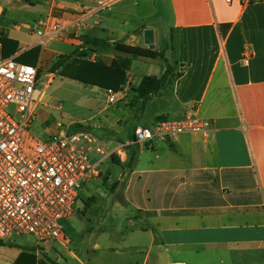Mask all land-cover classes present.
Here are the masks:
<instances>
[{
    "label": "crops",
    "instance_id": "crops-1",
    "mask_svg": "<svg viewBox=\"0 0 264 264\" xmlns=\"http://www.w3.org/2000/svg\"><path fill=\"white\" fill-rule=\"evenodd\" d=\"M98 1L108 0H0V38L17 44L10 57L36 46L40 56L41 39L52 40L49 28L58 23L64 30L59 41L74 48L82 46L80 38L86 36L148 49L144 26L130 32L116 25L115 10L108 8L123 0L103 9ZM164 2L174 41L170 60L165 52L152 50L181 76L154 96L128 97L141 123L125 127L122 138L127 140L135 126L178 120L187 113L208 121L210 128L205 136L155 140L168 143L162 153L152 142L137 146L121 196L123 207L135 213L140 224L126 234L128 252L122 264H264V0ZM140 3L133 0L132 5ZM37 31L43 35L36 36ZM124 37L128 41L123 42ZM101 53L110 56L109 62L125 56ZM39 56L35 65L40 67ZM164 69L146 76L159 77ZM126 75L128 79V71ZM116 123L120 127L122 121ZM143 148L154 150L146 164L140 162ZM65 238L62 230L57 243L67 249ZM31 249L41 260L47 259L38 250L53 252L47 261L60 264L58 251L49 243ZM113 250L93 246L97 252ZM69 256L76 264H93L91 258L80 259L71 251Z\"/></svg>",
    "mask_w": 264,
    "mask_h": 264
},
{
    "label": "rangeland",
    "instance_id": "rangeland-1",
    "mask_svg": "<svg viewBox=\"0 0 264 264\" xmlns=\"http://www.w3.org/2000/svg\"><path fill=\"white\" fill-rule=\"evenodd\" d=\"M138 1L141 3L137 7H133V0H123L108 9L115 10L113 12L117 16L115 23L117 26L119 25L120 29L132 32L142 25L146 30H151L152 34L154 31L155 49L158 52H165V57L169 59L168 54L172 51L174 41L171 39L169 30L167 5L164 0ZM99 15L103 16L104 14L100 13ZM34 28L39 27L35 26ZM99 36L105 37L101 34ZM121 39L123 42L128 41V37ZM41 43L44 44V47L39 56L41 68L33 95L36 114L31 125V133L43 141L47 137L44 133L46 126L54 127L59 122L63 128L81 125L92 131L99 139H102L103 136L128 141L129 139L122 138V130L140 122V115L136 114L134 109L129 106L128 97L134 96L133 89L137 87L144 76L157 75L166 67L167 62L163 58L139 57L133 59L128 70V75L132 78L128 76L127 83L125 82L123 85L124 89L122 88L115 95V103L109 104L105 88L102 86L80 83L61 76L59 72L52 75L50 67L56 59L60 55H71L77 49L76 47L56 39L49 40L47 37H43ZM140 45L142 46L143 42ZM85 58L91 62L101 61L104 64H109L110 60V56L106 57L100 52H86ZM169 60L168 62H170ZM39 97L40 101L37 102ZM8 111L15 116L13 106L9 107ZM117 120L122 121L120 127L116 123ZM104 129L118 132H114L111 136L108 133H103ZM152 143L159 148L160 153L166 152L168 148L166 141L154 140ZM133 146H129L130 150ZM153 151L151 148H143L139 155L140 162L148 163ZM100 158L94 157L93 161L97 162ZM119 162L124 165L126 160ZM121 165L113 163L109 157L104 158L98 166L101 171L100 175L86 183L79 193L73 214L60 221L66 235L63 243L67 249L59 246L58 240L49 243V246L58 251L60 264H76L70 259L69 251L80 259L91 258L93 264H110L106 262V259H109L112 264H122L126 258L128 252V243L125 242L126 234L131 229L138 228L140 222L135 221V213L122 205L121 190L129 170ZM114 184H116L115 187H113ZM129 219H131L130 222ZM0 240L3 243L0 245V264H11L19 256L21 250L30 249L35 245V240L31 236H12ZM94 244L111 247L115 250L112 252L93 251ZM38 251L40 257L47 260H49V254L53 253H45L41 249ZM99 254H101L100 257L94 260ZM103 258H105L104 262H102Z\"/></svg>",
    "mask_w": 264,
    "mask_h": 264
},
{
    "label": "built area",
    "instance_id": "built-area-1",
    "mask_svg": "<svg viewBox=\"0 0 264 264\" xmlns=\"http://www.w3.org/2000/svg\"><path fill=\"white\" fill-rule=\"evenodd\" d=\"M112 2L98 1L96 5L103 9ZM63 34L55 23L47 35L61 40ZM39 72L38 64L21 63L15 57L0 59V239L31 236L36 246L60 239V221L73 214L79 193L100 175L98 166L104 158L124 162L130 145L172 140L181 134L205 136L210 128L208 121L187 113L182 119H158L147 126H135L132 139L120 141L99 139L81 125L63 128L57 122L54 127L46 126L47 137L42 141L31 133ZM105 92L107 102L115 103L116 93L111 89ZM11 106L16 117L8 111ZM94 157L101 158L94 162Z\"/></svg>",
    "mask_w": 264,
    "mask_h": 264
},
{
    "label": "trees",
    "instance_id": "trees-1",
    "mask_svg": "<svg viewBox=\"0 0 264 264\" xmlns=\"http://www.w3.org/2000/svg\"><path fill=\"white\" fill-rule=\"evenodd\" d=\"M228 30L225 26L220 30V35L223 38ZM82 46L75 49L71 55H60L56 61L51 65L50 71L55 74L59 72L61 76L70 78L84 84L98 85L106 89H111L116 94L122 90L124 83H127V71L130 68L132 59L146 58L155 59L162 57L160 53L153 50L143 49L136 46H130L123 43L113 42L109 43L105 39L89 38L82 36ZM2 45L3 58H9L11 54L17 51V44L6 38H0ZM11 44L12 47L7 52V46ZM40 47L36 46L28 49L15 57V60L28 65H35L38 60ZM114 51L118 54L125 55L124 57H116L112 59L109 64H104L101 61L91 62L86 56V52H108ZM181 74L174 73V67L167 65L163 73L159 77L146 76L141 79L135 89H133L134 97L148 98L158 94L162 89L172 85L174 79L179 78ZM39 77V74H38ZM87 129V128H86ZM89 130V129H87ZM133 130V129H132ZM132 130L129 138L132 139ZM138 145H134L132 150L127 148V160L124 165H121L119 160L111 157L110 160L117 165L127 168L129 171L134 167ZM116 184L113 185L115 187ZM0 240V245H2ZM33 249L21 250L19 256L12 264H55L52 261L36 259L32 254Z\"/></svg>",
    "mask_w": 264,
    "mask_h": 264
},
{
    "label": "water",
    "instance_id": "water-1",
    "mask_svg": "<svg viewBox=\"0 0 264 264\" xmlns=\"http://www.w3.org/2000/svg\"><path fill=\"white\" fill-rule=\"evenodd\" d=\"M143 36H144V42L148 46V49L152 50L154 48L152 31L151 30H145L143 33Z\"/></svg>",
    "mask_w": 264,
    "mask_h": 264
}]
</instances>
